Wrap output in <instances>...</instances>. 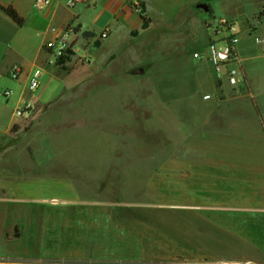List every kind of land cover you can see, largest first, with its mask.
Wrapping results in <instances>:
<instances>
[{
	"label": "rangeland",
	"instance_id": "1",
	"mask_svg": "<svg viewBox=\"0 0 264 264\" xmlns=\"http://www.w3.org/2000/svg\"><path fill=\"white\" fill-rule=\"evenodd\" d=\"M130 3L143 4L144 11L139 15L147 21L146 26L129 30L118 41L110 39L117 43L93 55L81 52V44L77 43L78 53L86 55L87 61L76 53L66 56V67L75 69L68 81L57 77L51 67L39 65L44 73L31 96L37 103L47 104L40 106L42 112L32 118L22 138L33 139L29 154L43 161L45 174L49 172L43 175L44 180L51 181L50 174L59 173L63 176L59 179L61 185L71 173L64 163L59 164L58 171L45 163L52 145L58 147L61 159L86 161L87 165L98 162L104 168L107 165V186L93 190L95 201L126 205L125 215L132 214L139 221L150 219V235L158 240L170 233L173 250L180 239L196 247L198 239L203 241L204 222L209 223L210 240L217 235L213 231L216 225L210 215L206 216L212 214V209L179 203L178 191L164 192L162 182L177 183L179 169L183 168L264 178V0ZM202 3L208 8L204 9ZM227 30L238 36L241 79L235 86L216 81L208 62L193 56L196 51L205 54L207 44ZM243 60L252 65L251 76L262 92L256 99ZM33 61L31 56L26 60V82L24 77L8 76L0 83L3 103V91L11 90L10 108L22 89H29ZM80 79L61 94L65 82ZM205 93L211 95L210 99H202ZM109 111L121 122L101 129ZM116 140L119 143H108ZM105 154L109 159L117 157L116 163L105 164ZM119 159L124 162L119 163ZM16 167L13 163L0 166L7 171H15ZM152 172L156 187L153 194H148L144 184ZM58 192L64 189L44 188L43 195ZM181 222H187V226ZM262 255L257 248L239 241L230 249V256L223 259H187L177 254L171 261L156 263L215 264L227 260L264 264Z\"/></svg>",
	"mask_w": 264,
	"mask_h": 264
},
{
	"label": "crops",
	"instance_id": "2",
	"mask_svg": "<svg viewBox=\"0 0 264 264\" xmlns=\"http://www.w3.org/2000/svg\"><path fill=\"white\" fill-rule=\"evenodd\" d=\"M9 5L23 18L21 25L3 11L2 7ZM68 24L75 26V44L80 43V51L88 56L113 47L117 42L110 39L118 41L129 30L140 29L142 22L130 0H74L69 5L67 0H60L47 6H35L33 0H0V83L5 77H12L15 67L21 68L17 79L24 77L26 82L24 67L30 56L34 66L51 67L57 77L68 81L74 66L67 68L68 60L57 64L43 49L45 41L59 36ZM104 30L106 36L101 38ZM83 31H91L94 36L86 37ZM251 66L245 62L256 99L262 92L251 76ZM80 81L65 82L61 94ZM22 90L12 108L9 96L5 97V103L0 100V166L11 163L18 166L15 171L0 168V264H164L156 261H171L177 254L187 259L218 260L230 256V249L239 241L260 250L264 260V178H240L183 168L179 169L177 183L163 180V191H178L179 203L212 209V214L206 216L210 215L216 225L213 231L217 235L212 240L208 235L209 223L204 222L203 241L198 239V246L180 239L173 250L170 233L158 240L150 235V219L139 221L132 214L125 215L126 205L95 201L93 190L107 186V165L104 168L98 162L87 165L86 161L61 159L58 147L52 145L45 163L57 171L59 164L64 163L71 173L61 185L59 179L63 176L59 173L50 174L51 181L44 180L43 175L49 172L45 174L43 161L29 154L33 139L27 141L22 136L32 118L42 112L40 106L47 103H37L31 96L33 90L25 87ZM22 102L32 105L29 117H18L13 112ZM105 116L101 129L121 122L113 119L110 111ZM6 151L10 154H4ZM108 157L105 154V164L116 163L117 157ZM49 187L62 188L64 192L44 196V188ZM155 187L152 172L144 190L153 194ZM168 223L171 225V221ZM180 224L187 226V222ZM246 259L251 261L250 257Z\"/></svg>",
	"mask_w": 264,
	"mask_h": 264
},
{
	"label": "built area",
	"instance_id": "3",
	"mask_svg": "<svg viewBox=\"0 0 264 264\" xmlns=\"http://www.w3.org/2000/svg\"><path fill=\"white\" fill-rule=\"evenodd\" d=\"M53 1L60 0H33L35 6H47ZM74 0H67V5L71 4ZM135 12L138 14L141 13L142 7L137 3L132 5ZM223 25L226 24L225 20H222ZM77 30L72 24L66 25L63 32L55 37L54 39L47 40L43 44L44 51L52 58L55 62L59 58H63L64 62L67 61V55L71 53H78V46L75 44ZM106 36V30L100 33V37ZM238 36L227 30V33L222 36H216L214 41L209 42L206 46L205 54L203 52H194L193 56L197 59L204 58L212 71L214 72L216 81L227 82L228 84L235 86L241 79V65L240 60L237 54V45ZM87 61L86 55H80ZM51 62V60H50ZM49 63V60H47ZM21 72L20 67H15L11 75L13 78L17 79L18 75ZM43 74V67L35 66L29 78V90H34L38 84L39 79ZM3 94L8 97L11 94V90L6 89L3 91ZM211 95L205 93L202 95L203 100L210 99ZM32 105L29 103H19L15 106L13 112L15 116L18 117H29L31 113ZM240 264V263H239Z\"/></svg>",
	"mask_w": 264,
	"mask_h": 264
},
{
	"label": "trees",
	"instance_id": "4",
	"mask_svg": "<svg viewBox=\"0 0 264 264\" xmlns=\"http://www.w3.org/2000/svg\"><path fill=\"white\" fill-rule=\"evenodd\" d=\"M142 11H144V6L141 4ZM3 11L11 17L17 24L21 25L23 23V18L17 13V11L11 6L2 7ZM140 18L143 20V27L146 26L147 21L144 19L142 15H140ZM82 34L86 37L94 36V33L91 31H83ZM96 44H99V42L96 40ZM57 64H61L64 62L63 58H59L57 61ZM256 110L258 111L257 105L255 106Z\"/></svg>",
	"mask_w": 264,
	"mask_h": 264
},
{
	"label": "bare ground",
	"instance_id": "5",
	"mask_svg": "<svg viewBox=\"0 0 264 264\" xmlns=\"http://www.w3.org/2000/svg\"><path fill=\"white\" fill-rule=\"evenodd\" d=\"M221 264H239V262L237 261H227V260H224L221 262Z\"/></svg>",
	"mask_w": 264,
	"mask_h": 264
},
{
	"label": "water",
	"instance_id": "6",
	"mask_svg": "<svg viewBox=\"0 0 264 264\" xmlns=\"http://www.w3.org/2000/svg\"><path fill=\"white\" fill-rule=\"evenodd\" d=\"M201 5L204 7V9H207L208 8L207 5H206V3H202ZM215 264H221V262L215 263ZM240 264H251V263L250 262H241Z\"/></svg>",
	"mask_w": 264,
	"mask_h": 264
}]
</instances>
